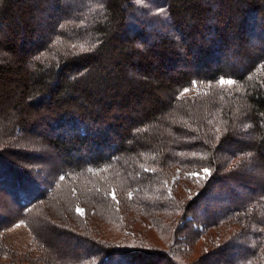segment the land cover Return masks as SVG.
Returning a JSON list of instances; mask_svg holds the SVG:
<instances>
[{
  "label": "trees",
  "instance_id": "16d2710c",
  "mask_svg": "<svg viewBox=\"0 0 264 264\" xmlns=\"http://www.w3.org/2000/svg\"><path fill=\"white\" fill-rule=\"evenodd\" d=\"M3 103L0 152L30 121L61 162L39 188L0 159V264H264V0H0Z\"/></svg>",
  "mask_w": 264,
  "mask_h": 264
},
{
  "label": "rangeland",
  "instance_id": "374dc122",
  "mask_svg": "<svg viewBox=\"0 0 264 264\" xmlns=\"http://www.w3.org/2000/svg\"><path fill=\"white\" fill-rule=\"evenodd\" d=\"M14 101V99L12 100ZM13 105L10 104H5L3 103L2 106H0V141L2 140V138H6L5 136V131H8L7 128H10V126H12L17 114L13 111L14 109L12 108ZM3 109L5 111H3ZM4 112V114H3ZM35 118L34 114L31 113L30 119ZM30 121H28L25 125V132L24 135L19 136L16 139V146L18 147L15 153H12L10 151V153L7 152H0V159H4L10 162H13V164L17 167L20 168V171L23 173H27V171H30V174H28V176L30 175L31 177H33L34 182L40 186L39 188L43 187V183L44 181H50L51 177H52V172L54 171L52 168L49 170H45V168H43L44 164L48 167L50 166H54L57 167L55 164L58 165L59 162H61V156L56 153L54 150H49L47 147L46 149L44 148L43 144L38 140V138L40 137H36L35 133H40L42 132V126H44L43 124H41L38 128L37 131L35 130H29L30 128L28 127ZM6 127V129H4ZM35 134V135H34ZM5 135V136H4ZM4 136V137H3ZM249 137V133H247L246 138ZM255 136L253 134L250 135V139L254 140ZM112 139L110 138V145L113 144L112 143ZM14 147V148H15ZM20 150V151H19ZM38 152L39 155H41V163L42 164H38L35 161V156H33V153ZM87 156V154H86ZM244 159V158H243ZM245 160V159H244ZM36 162L37 166H34V171L32 170V167L30 164V162ZM243 162V161H242ZM249 162H251L250 158H249ZM252 163V162H251ZM30 164V165H29ZM35 165V164H34ZM45 166V167H46ZM242 166L244 167V169L246 171H248L247 175L250 178V183L251 185L249 187L255 186L256 189L259 191H261V188H264V167L263 166H258L255 165L254 163H252V165H245L242 164ZM249 169V170H248ZM27 175H25V177H28ZM29 176V177H30ZM45 179V180H43ZM230 179H226L224 178L221 183H217V185H215L216 191H217V195L226 197V199L224 200V203L220 204V206H218L217 210H221L226 204H232L234 206H238L240 201L235 198H231L228 197V195L226 194V192L228 191V187H229V183H230ZM248 181V182H249ZM24 182V181H23ZM21 182V183H23ZM3 185H5V183H2ZM2 184H0V216H2L4 218L3 215H5L6 213L9 212V209L11 211H15V209H12V205L17 206V203L15 202V200H12L10 197V193H7L5 190H3L2 188ZM37 186V187H38ZM8 187H11V185L9 184ZM25 187V191L28 194H32L31 190L34 192L35 188H27L26 189V185H24ZM240 189L238 196L243 199H247L249 200H253L254 197H256V195L259 193V191L257 192L256 190L254 191H250V190H243V188H239ZM250 189V188H249ZM36 190V189H35ZM24 190H22V192H25ZM238 191V190H237ZM264 191V190H263ZM76 211L79 213H83L84 209L81 206H76ZM11 214V213H10ZM15 213H12L11 215H14ZM9 215V214H8ZM20 215V214H19ZM14 217V216H13ZM16 218V217H15ZM14 218V219H15ZM3 220L2 222L0 221V228L3 226H7L5 219H1ZM10 223V221H9ZM28 225L25 226L22 223H19L17 225H14L13 227H11V229H9L8 231H6L3 235H4V239L7 241H9L10 245L16 247V248H28L27 250L33 249L34 245L32 242V239L30 237V233L28 231ZM2 236V235H1ZM25 250V251H27ZM72 250H66L63 249L62 247L59 248V253L62 254H66V253H71ZM56 264H65L64 261H60V260H56L55 262ZM67 260H66V264H67Z\"/></svg>",
  "mask_w": 264,
  "mask_h": 264
},
{
  "label": "snow or ice",
  "instance_id": "6c2138e0",
  "mask_svg": "<svg viewBox=\"0 0 264 264\" xmlns=\"http://www.w3.org/2000/svg\"><path fill=\"white\" fill-rule=\"evenodd\" d=\"M220 83L223 85V84H225V83H228V84H231L232 83V81L231 80H228V81H220Z\"/></svg>",
  "mask_w": 264,
  "mask_h": 264
}]
</instances>
